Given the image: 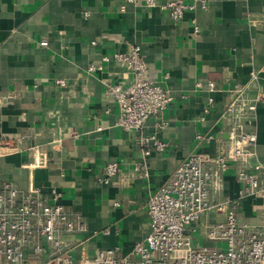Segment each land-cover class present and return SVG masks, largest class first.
<instances>
[{
  "label": "crops",
  "instance_id": "0c3cea01",
  "mask_svg": "<svg viewBox=\"0 0 264 264\" xmlns=\"http://www.w3.org/2000/svg\"><path fill=\"white\" fill-rule=\"evenodd\" d=\"M183 1L196 6L174 21L144 0H0V138L22 139L0 154V182L11 179L20 189L48 194L54 188L56 202L83 216L86 230L63 237L77 245L75 263L82 247L91 253L119 246L124 255L144 239L149 195L190 153L214 156L219 144H227L223 114L241 88L255 105L241 129L255 133L256 158L264 165V0ZM133 44L140 47L146 78L173 98L161 114L166 126L157 131L167 146L145 158L134 133L117 124V104L105 93L108 83L129 84L132 72L114 60L86 71L102 55L127 52ZM198 80L216 89H200ZM209 96L214 103L205 110ZM157 120L149 117L147 133ZM197 133L213 139L198 141ZM110 161L118 162L119 173L98 182ZM135 163H144L146 176L132 172ZM239 187L231 163L221 191L210 197L236 201L239 222L264 224V199L238 198ZM223 219L224 213L210 211L186 233L195 243L220 245L206 239L204 225ZM40 243V257L24 250L25 264H53L48 243Z\"/></svg>",
  "mask_w": 264,
  "mask_h": 264
},
{
  "label": "built area",
  "instance_id": "2783aa9c",
  "mask_svg": "<svg viewBox=\"0 0 264 264\" xmlns=\"http://www.w3.org/2000/svg\"><path fill=\"white\" fill-rule=\"evenodd\" d=\"M200 5L205 6L203 2ZM144 6L158 7L167 12L170 19L178 21L196 5L183 0H144ZM197 32L199 29L194 23V33ZM39 43L46 45L47 41ZM100 60L97 65L89 64L86 71L101 70L103 62L114 60L132 72L129 84L111 82L105 87V93L117 104V124L134 133L144 158L152 150L162 151L167 144L158 139L157 131L166 126L161 114L173 98L167 90L146 78L140 47L133 44L127 52L102 55ZM255 76L256 72H250L251 78ZM56 83L65 85L64 79H57ZM195 85L209 92L216 89L212 81L205 84L198 80ZM246 98L245 90L241 88L226 106L223 114L228 125L225 146L219 144L214 156L190 153L165 182L151 192L146 204L149 233L135 242L128 254H121L119 246L95 249L91 253L82 247L84 253L75 263L71 251L77 245L65 242L63 237L86 230L83 216L56 202L60 194L54 188L48 194L34 187L20 189L11 179L1 180L0 264H25L26 248L31 249L32 256L40 257L44 252L41 238L49 245L48 256L53 264H264V224L239 222L236 201L215 202L210 197L211 193L221 191L222 176L234 163L240 185L237 197L249 195L264 199V165L256 158V135L241 129L242 122L255 109L253 101ZM213 103V97L209 96L205 110L212 108ZM149 117H158L152 133L145 130ZM195 137L205 142L213 139L210 134L197 133ZM21 140L0 138V154L16 149ZM119 171L118 162H107L96 180L107 183ZM132 172L147 175L144 163H135ZM127 180L128 176L124 178ZM210 211L224 213L223 220L204 225L206 239L220 245L195 243L186 233L189 225L205 219ZM101 233H108V229Z\"/></svg>",
  "mask_w": 264,
  "mask_h": 264
}]
</instances>
